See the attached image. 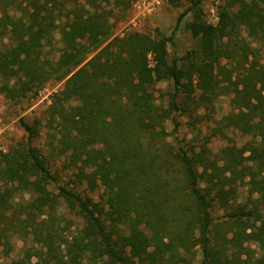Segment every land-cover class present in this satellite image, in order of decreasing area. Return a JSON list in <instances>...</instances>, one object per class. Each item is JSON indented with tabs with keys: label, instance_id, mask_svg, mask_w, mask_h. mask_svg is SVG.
<instances>
[{
	"label": "trees",
	"instance_id": "trees-1",
	"mask_svg": "<svg viewBox=\"0 0 264 264\" xmlns=\"http://www.w3.org/2000/svg\"><path fill=\"white\" fill-rule=\"evenodd\" d=\"M121 1L0 0V92L22 100L63 81L46 112L49 145L81 163L90 192L101 191L96 200L59 185L33 143L42 120L21 119L28 140L0 152V182L23 195L0 198V251L9 255L18 236L43 248L18 264H195L197 246L202 264H264V0H226L216 24L202 0H185L177 26L191 14L184 26L195 47L173 57L177 28L114 35ZM165 81L180 113L211 111L232 93L235 111L222 120L255 137L250 153L169 141L156 94ZM65 211L83 214L70 235Z\"/></svg>",
	"mask_w": 264,
	"mask_h": 264
},
{
	"label": "rangeland",
	"instance_id": "rangeland-1",
	"mask_svg": "<svg viewBox=\"0 0 264 264\" xmlns=\"http://www.w3.org/2000/svg\"><path fill=\"white\" fill-rule=\"evenodd\" d=\"M226 0H202V6L207 20L216 24L219 20V8ZM185 0L180 5H174L169 0H122L114 7V14L110 21L114 24V35H123L126 31H138L156 37L157 31L171 34L176 28L175 42L169 45L171 57L182 56L187 51L195 47V39L191 33L185 29V22L192 19L191 14L187 15L183 22L178 25L179 15L187 7ZM60 34L56 33V40L52 48L53 56L58 53L61 47L59 42ZM2 78L0 75V83ZM64 86L63 81L51 80L46 83L37 95L31 94L22 100L8 99L0 92V152L11 150L19 142L28 140V132L21 125V119L33 123L35 119H41L39 134L34 139V145L39 147L48 160L50 169L56 175L58 184L85 191V174L87 170L80 162L70 161L66 156L59 155L52 151L48 140V128L45 125L46 112L52 102L54 94ZM160 92H157V102L160 104L166 117V129L168 140L175 144L195 147L196 151H205L208 154L216 153L222 148L238 147L244 149L247 154L255 144V137L250 134H243L238 129L227 127L223 118L235 109L231 105L232 93L220 95L214 102V109L208 111L205 107L199 108L196 112L187 114L175 110L171 101V93L174 91L172 82H160L157 85ZM175 121H178L176 123ZM14 187L0 182V198L7 197L10 193L14 194L15 202L23 199V195L14 191ZM51 188L58 190L57 186ZM87 194L98 200L101 191L90 192ZM249 195L248 189L242 187L240 190V200L244 201ZM259 194L256 195V197ZM27 199L28 194L24 195ZM264 207V206H263ZM264 209V208H263ZM65 218L62 222L63 227H71L65 230L66 235H70L75 228L82 225L83 214L79 211L63 212ZM225 210L217 209L214 216L218 220H223ZM41 249V244L33 239L24 240L18 236L12 238V249L9 255L0 251V264H18L17 261L24 258L28 249ZM43 249V248H42ZM195 264H202L203 254L200 247H196ZM32 263L37 261L32 258ZM27 264H30L27 261Z\"/></svg>",
	"mask_w": 264,
	"mask_h": 264
}]
</instances>
